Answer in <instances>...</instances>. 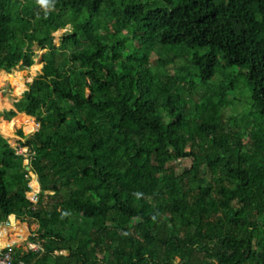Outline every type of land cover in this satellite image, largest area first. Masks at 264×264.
I'll return each instance as SVG.
<instances>
[{
	"label": "trees",
	"instance_id": "16d2710c",
	"mask_svg": "<svg viewBox=\"0 0 264 264\" xmlns=\"http://www.w3.org/2000/svg\"><path fill=\"white\" fill-rule=\"evenodd\" d=\"M34 44L22 111H0L13 130L39 125L19 131L27 164L0 135V222L36 224L37 248L3 252L264 264V0H0V70L30 63Z\"/></svg>",
	"mask_w": 264,
	"mask_h": 264
},
{
	"label": "rangeland",
	"instance_id": "374dc122",
	"mask_svg": "<svg viewBox=\"0 0 264 264\" xmlns=\"http://www.w3.org/2000/svg\"><path fill=\"white\" fill-rule=\"evenodd\" d=\"M65 33H71V27L68 24L65 25L64 27L59 26L57 29H55L54 32L52 33L53 45H57L59 40L61 39V37ZM32 48H33V55L31 56V62L29 61L30 63L24 64L21 61V62L17 63L13 69L9 70V72L17 71L20 75L19 78H17L16 76H8L9 77L8 80H6V79L2 80L1 79L2 77L0 76V111L7 110V109H13L16 111L14 116H16L19 113V111H22L21 107L24 105V103L21 102L22 94L25 90L29 89V85L31 84V82L40 74V72H41L40 70H41V67L43 64L42 55L45 52V49L40 48L37 44H34L32 46ZM32 66L34 68H32ZM0 72H2V71H0ZM9 72L6 71L5 73H9ZM19 82H21V84H23V87H24V88L22 87L23 89H21V88H19V86H17L19 84ZM14 89H16V90L14 91ZM200 91H204V88L202 90L200 89ZM15 93H17V94H15ZM18 96L20 98V103L18 105H13L14 102H16L18 100ZM9 103H10V105H9ZM237 108H238V110H240L241 104H238ZM14 121H16V120L13 118L9 121H5L0 116V132L6 136V134H8L7 126H9L11 128L12 134H13L14 130L12 128V124L14 123ZM19 125L24 127V132H25L26 136H28L29 135L28 133L35 130L37 127V124L33 122V119H32L31 124H30V127H32L31 130H27V128H28V127H26L27 125H24V124H19ZM7 137L10 138L11 141L13 139H17L16 134L14 137H10V136H7ZM15 147H17V145H15ZM23 151L26 152V149H23ZM26 155H27V153H26ZM185 163L187 164V162H184V164ZM29 176H30V174H29ZM30 184H31V181L29 180V185ZM38 191H39L38 188L36 191H32V189H31L30 191L27 192L26 195L31 201L34 202L36 200L35 195L38 193ZM30 192H31V194H29ZM10 220L12 221V218H10ZM15 221H16V219H15ZM19 222H21L22 226H25L26 228L28 227L29 230L28 231L25 230V232H27V234H28V235L26 234V236H25V232L20 233V231H18V235H22L24 237H23V239L20 238V239H22V241L18 240L15 245H17V247L25 245V246L32 248V249L37 248V244L30 243L28 241V237L31 235V233H33L34 235L38 234L37 225L34 223H27V221L25 222V220H21V219H19ZM26 223L28 226L26 225ZM5 226L7 227V225H5ZM13 237H15V236L13 235ZM13 237L10 236L9 239H11Z\"/></svg>",
	"mask_w": 264,
	"mask_h": 264
},
{
	"label": "crops",
	"instance_id": "0c3cea01",
	"mask_svg": "<svg viewBox=\"0 0 264 264\" xmlns=\"http://www.w3.org/2000/svg\"><path fill=\"white\" fill-rule=\"evenodd\" d=\"M15 103V102H14ZM14 105V104H13ZM7 110H9V109H7ZM15 111V110H14ZM15 113H16V111H15ZM1 117L5 120V121H7V119L6 118H4V116H2L1 115ZM33 119V118H32ZM10 120H11V118H10ZM22 127V128H21ZM23 130V131H22ZM19 131H21L23 134H25V132H24V127L23 126H20V125H18L17 127H15L14 128V131H13V137L15 136V134H16V138L17 139H13L12 141H11V139L10 138H8L7 136H5V135H3L1 132H0V135H2L4 138H6L7 140H8V143H9V145H10V147H12V148H14L15 149V151H16V153L17 154H22V156H23V163L24 164H27V162H28V154H29V147L28 146H25V145H21L20 144V142H23V141H25V138L24 137H21L20 135H19ZM36 130H33V131H31L30 133H28L29 135L30 134H32L33 132H35ZM26 135V134H25ZM15 145H17V147H15ZM18 146H21V147H18ZM23 149H26V152L25 151H23ZM24 152V153H23ZM26 153H27V155H26ZM28 167V168H27ZM26 169L28 170V173L30 174V181L32 182L33 180H35V182L37 183V185H38V190H39V184H38V181H37V176L30 170V168H29V166H26ZM32 189V191H33V188H31L30 187V190ZM10 216H12L13 218H12V221L10 220ZM15 219H16V221H15ZM26 222V221H25ZM28 223V222H27ZM27 223H26V225H27ZM5 225H7V227H10V226H12L11 228H9V229H6L7 227L5 226ZM28 226V225H27ZM14 228H16V231L14 230ZM2 230H3V232H4V238H0V242L2 243V244H5V245H7V244H16L17 243V241L18 240H20V241H22V239H23V237L24 236H22V235H18V231H20V233H22V232H25V230L26 231H28L29 229H28V227L26 228L25 226H22V224H21V222H19V219L14 215V214H10L8 217H7V220L5 221V222H0V236L2 235ZM26 234H27V232H25V236H26ZM13 235L14 236H16L17 237V240H13L12 242H11V240L9 239V237L10 236H12L13 237ZM28 235V234H27ZM20 238H22V239H20ZM16 241V242H15ZM4 245V246H5ZM15 246H17V245H15Z\"/></svg>",
	"mask_w": 264,
	"mask_h": 264
},
{
	"label": "built area",
	"instance_id": "2783aa9c",
	"mask_svg": "<svg viewBox=\"0 0 264 264\" xmlns=\"http://www.w3.org/2000/svg\"><path fill=\"white\" fill-rule=\"evenodd\" d=\"M35 197H36V195H35ZM9 246L11 247L12 244H7L3 247H0V264H18L14 261V257L12 255L10 249L3 252V250Z\"/></svg>",
	"mask_w": 264,
	"mask_h": 264
},
{
	"label": "clouds",
	"instance_id": "9594fccd",
	"mask_svg": "<svg viewBox=\"0 0 264 264\" xmlns=\"http://www.w3.org/2000/svg\"><path fill=\"white\" fill-rule=\"evenodd\" d=\"M38 3H39L40 5H42V6H44V7H47V6L49 5V0H38ZM0 71H1V70H0ZM7 120H8V119H7ZM33 122L36 123V122H35V117H34V119H33ZM36 124H37V123H36ZM38 127H39V125L37 124V127H36L35 130H37ZM18 147H21V146H18ZM12 245H13V244H12Z\"/></svg>",
	"mask_w": 264,
	"mask_h": 264
},
{
	"label": "bare ground",
	"instance_id": "6f19581e",
	"mask_svg": "<svg viewBox=\"0 0 264 264\" xmlns=\"http://www.w3.org/2000/svg\"><path fill=\"white\" fill-rule=\"evenodd\" d=\"M2 72H3V70H1ZM4 73H5V71H4ZM8 76V75H7ZM11 76V75H10ZM2 79V78H1ZM5 128V127H4ZM34 183H36L35 182V180H33L32 182H31V184L29 185V186H33V184ZM32 186H31V188H32ZM10 218H13L12 216H10ZM12 226H10V227H7L6 229H9V228H11ZM4 234V232H3V230H2V235L0 236V238H4L5 236L3 235ZM5 244H2L1 242H0V247H3Z\"/></svg>",
	"mask_w": 264,
	"mask_h": 264
},
{
	"label": "water",
	"instance_id": "95a60500",
	"mask_svg": "<svg viewBox=\"0 0 264 264\" xmlns=\"http://www.w3.org/2000/svg\"><path fill=\"white\" fill-rule=\"evenodd\" d=\"M28 168V167H27Z\"/></svg>",
	"mask_w": 264,
	"mask_h": 264
}]
</instances>
